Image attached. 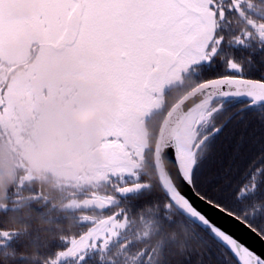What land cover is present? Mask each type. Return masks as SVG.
I'll list each match as a JSON object with an SVG mask.
<instances>
[{"label":"snow or ice","instance_id":"1","mask_svg":"<svg viewBox=\"0 0 264 264\" xmlns=\"http://www.w3.org/2000/svg\"><path fill=\"white\" fill-rule=\"evenodd\" d=\"M64 102L112 110L84 134ZM50 126L81 150L95 141L96 166L73 178L80 230L45 264H92L153 202L146 227L174 211L198 230L203 250L183 264H264V0H0V148L18 186Z\"/></svg>","mask_w":264,"mask_h":264},{"label":"trees","instance_id":"2","mask_svg":"<svg viewBox=\"0 0 264 264\" xmlns=\"http://www.w3.org/2000/svg\"><path fill=\"white\" fill-rule=\"evenodd\" d=\"M234 26L239 28L238 19ZM237 59L246 64L247 57L243 53ZM46 189L38 190L35 180L18 186L14 180L6 177L0 188V228L13 235L10 241L0 242V264H45L49 255L62 247L61 237L80 230L78 213L62 208L65 200L77 190L59 187L52 179H48ZM14 197L18 205L9 204ZM161 210L162 205L157 202L146 205L133 214L131 219L134 224L131 225L143 230L146 222ZM141 212L145 221L139 220ZM172 215L173 223L164 222L159 227L151 224L143 238L137 237L135 234L138 230L130 227L128 241L114 242L103 254L92 253V264H183L189 256H194L195 261V256L203 250L198 230L174 211ZM138 221L142 224L136 225ZM124 242L130 243L120 251ZM141 250H144L142 257L137 255Z\"/></svg>","mask_w":264,"mask_h":264},{"label":"clouds","instance_id":"3","mask_svg":"<svg viewBox=\"0 0 264 264\" xmlns=\"http://www.w3.org/2000/svg\"><path fill=\"white\" fill-rule=\"evenodd\" d=\"M60 107L70 115L71 118L79 125V131L87 134L89 131L88 124L91 122L93 126L102 125L112 108L111 103L108 102L102 107L92 108L86 103H79L75 107H69L66 102L61 103ZM57 147H52L53 138ZM61 144L63 145L61 147ZM95 141H90L84 150L74 143L63 142L61 132L59 129H53L51 126L47 132L38 133L29 142L28 155L25 156L24 167L26 173L36 181L37 189H46L48 183L49 165L55 162H60L64 165L60 172L62 177L61 183H68L73 176L84 177L90 173L96 166L95 160ZM6 177L0 175V188Z\"/></svg>","mask_w":264,"mask_h":264},{"label":"rangeland","instance_id":"4","mask_svg":"<svg viewBox=\"0 0 264 264\" xmlns=\"http://www.w3.org/2000/svg\"><path fill=\"white\" fill-rule=\"evenodd\" d=\"M86 104H87V103H86ZM87 105H88L89 107L95 108V106H93V105H91V104H87ZM66 117H67V119L70 121L72 127H73L75 130H78V131H79V127H80V126L77 125V123L71 118V116L68 115V114H66ZM92 126H93V125L91 124V122H89V124H88L89 129H90ZM63 142L74 143V144H76V143L73 141L72 137L69 136V135H66V134H63ZM76 145H77V144H76ZM62 146H63V145L61 144V147H62ZM52 147H53L54 149L57 147L55 140H53V142H52ZM24 164H25V160H24ZM24 164H23V168H24V171H26V169H25V167H24ZM63 167H64V165H63L62 163H60V162H55V163H52L51 165H49L48 171L46 172V175L48 176V179H52V180L54 181L55 185H57V186H59V187H63V188L65 187V188H67V189H68V188H72V189H75V190L79 191L80 189H79V188L73 183V178H74V177H81V176H73V177H71L70 180H69V182L66 183V184L60 182L61 179H62V177H61L59 174H60V172L63 170ZM0 174L4 175L5 177L10 178L11 180H14L17 184H18V178H19V176H20L21 174H23L22 171H21L20 169H14V168H13V159H12V156L8 153L7 149H5V148H0ZM33 180H34V179L30 177V179L27 180V181H25L24 183H27V182H29V181H33ZM21 185H23V183L20 184L19 186H21ZM101 189H103V191L106 190L105 187H104L103 185H99L97 190L100 191ZM72 198H73V197H72V195H71V196H69V197L65 200V202L62 204V208H63V209H66V210H74L73 208L67 206L68 201L71 200ZM16 200H17V198L14 197L13 199H11V202H9V204H11V205H18L19 203L17 204V203H16ZM74 212H75V210H74ZM75 213H76V212H75ZM76 214H77V213H76ZM139 220L141 221V219H139ZM77 221H78V220H77ZM140 221H138V222L135 223V224H136V225H138V224H142V222H140ZM144 221H145V220H144ZM132 224H134L133 221H132ZM130 227L135 228L134 226H132V225L130 224L126 229H124V230L120 233V235H119V236H118V237H117V238H116L111 244H109V246L112 245L114 242H117V241H120V240L123 241V239L128 241V239H129V235H128V234H130L128 230H129ZM135 229L138 230V227L135 228ZM149 229H150V225H147V227L144 226L143 230H138V231L136 232L135 235H136L137 237H139V238H143V237L146 236V233L148 232ZM120 251H121V250H120Z\"/></svg>","mask_w":264,"mask_h":264},{"label":"water","instance_id":"5","mask_svg":"<svg viewBox=\"0 0 264 264\" xmlns=\"http://www.w3.org/2000/svg\"><path fill=\"white\" fill-rule=\"evenodd\" d=\"M222 226L229 228L231 231L234 232V234L240 236L241 239H243L247 244H250L257 250H260L262 245L261 242L256 239L254 236L246 233L238 224H235L234 222L228 221L227 218L220 221Z\"/></svg>","mask_w":264,"mask_h":264},{"label":"flooded vegetation","instance_id":"6","mask_svg":"<svg viewBox=\"0 0 264 264\" xmlns=\"http://www.w3.org/2000/svg\"><path fill=\"white\" fill-rule=\"evenodd\" d=\"M100 192H103V189H101Z\"/></svg>","mask_w":264,"mask_h":264}]
</instances>
